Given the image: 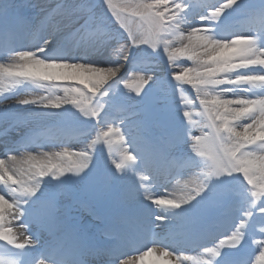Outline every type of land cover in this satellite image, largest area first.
Here are the masks:
<instances>
[{
    "label": "clouds",
    "instance_id": "1",
    "mask_svg": "<svg viewBox=\"0 0 264 264\" xmlns=\"http://www.w3.org/2000/svg\"><path fill=\"white\" fill-rule=\"evenodd\" d=\"M22 3L35 14L0 0V264H264V0ZM150 91L174 125L138 118ZM98 155L109 181L130 178L135 235L51 257L46 185ZM205 203L216 219L192 212Z\"/></svg>",
    "mask_w": 264,
    "mask_h": 264
},
{
    "label": "rangeland",
    "instance_id": "2",
    "mask_svg": "<svg viewBox=\"0 0 264 264\" xmlns=\"http://www.w3.org/2000/svg\"><path fill=\"white\" fill-rule=\"evenodd\" d=\"M153 96H154V93L151 92V91L149 93H146L145 98L147 99V102H148L147 106H149V100ZM150 109H156L158 114H159V116H156V117L152 118L151 117L152 113L148 112L146 115L143 116V118H145L148 121V124H152L154 121L160 120V119H163L169 125H173V124L176 123V116L178 115V113L173 114V113H170V112H165V110H164V108H163V106H162L160 101L156 102V105L153 108H148V110H150ZM163 115H166L168 117L167 119H169V118L171 119L172 118V121L171 120L170 121L166 120L165 116H163ZM153 128H155V127H153ZM156 129L159 131L158 128H156ZM97 177H98V173L96 174V177H93V173L92 174L89 173L86 176L78 179L77 185H75V186H76V188H78V191H80V192L81 191H85V190L90 192V189L92 188V185H91L90 182L93 181L94 185H95L94 190L95 191H99L100 184H99V182L97 180Z\"/></svg>",
    "mask_w": 264,
    "mask_h": 264
},
{
    "label": "bare ground",
    "instance_id": "3",
    "mask_svg": "<svg viewBox=\"0 0 264 264\" xmlns=\"http://www.w3.org/2000/svg\"><path fill=\"white\" fill-rule=\"evenodd\" d=\"M21 4V6H23L24 4L22 3V0H14L13 1V7H12V9H11V12H15V10H16V4ZM29 10V12H30V14L31 15H34V13H35V9H32V8H29L28 9ZM95 59H98V60H103V57H101V56H97V57H95ZM127 182H128V184L130 183V180L128 179L127 180ZM139 202V201H138ZM137 214L138 213H135V215L134 216H137ZM106 218V217H105ZM99 219H102V218H99ZM83 223L85 224V222L83 221ZM85 226L86 227H88V228H90V225L87 223V225L85 224ZM136 226H137V221H136V224L135 225H132V235H135L134 234V230H135V228H136ZM91 229V228H90ZM89 233H90V235L91 236H89L91 239H92V241H94L95 239H96V234H95V228H92L90 231H89ZM90 245H92V244H90Z\"/></svg>",
    "mask_w": 264,
    "mask_h": 264
}]
</instances>
